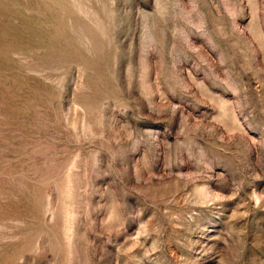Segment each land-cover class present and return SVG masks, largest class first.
Segmentation results:
<instances>
[{
    "label": "rangeland",
    "instance_id": "rangeland-1",
    "mask_svg": "<svg viewBox=\"0 0 264 264\" xmlns=\"http://www.w3.org/2000/svg\"><path fill=\"white\" fill-rule=\"evenodd\" d=\"M0 264H264V0H0Z\"/></svg>",
    "mask_w": 264,
    "mask_h": 264
}]
</instances>
